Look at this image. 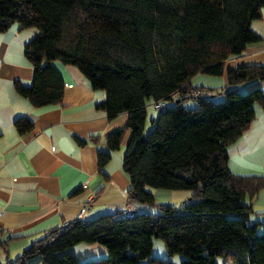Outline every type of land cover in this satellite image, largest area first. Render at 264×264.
I'll return each mask as SVG.
<instances>
[{"label": "trees", "instance_id": "1", "mask_svg": "<svg viewBox=\"0 0 264 264\" xmlns=\"http://www.w3.org/2000/svg\"><path fill=\"white\" fill-rule=\"evenodd\" d=\"M263 6L264 0H0V32L14 23L35 30L25 45L33 82L16 81L17 92L35 107L58 103L65 85L52 61L76 65L94 89L106 91L101 107L110 119L128 113L131 140L123 167L130 199L154 206L148 187L190 193L180 208L160 204L158 214L75 219L8 264L37 256L45 264H218L219 257L264 264V230L250 221L264 176L231 172L227 149L250 128L257 106L264 109L262 88L229 86L264 79V65L230 69L218 90L191 85L199 73L223 75L230 56L260 39L251 22ZM157 101L166 107L157 110ZM150 102L159 114L146 132ZM16 126L26 133L33 123L20 117ZM123 133L109 134L107 146L118 149ZM109 158L100 153L101 164ZM156 238L181 262L153 256ZM80 242L104 244L107 257L80 263L69 251Z\"/></svg>", "mask_w": 264, "mask_h": 264}, {"label": "crops", "instance_id": "2", "mask_svg": "<svg viewBox=\"0 0 264 264\" xmlns=\"http://www.w3.org/2000/svg\"><path fill=\"white\" fill-rule=\"evenodd\" d=\"M251 28L260 39L249 43L242 53L230 56L223 75L199 73L191 79V85L218 90L227 85L230 69L243 64L264 65V6L261 16L252 20ZM34 35L33 28H22L19 23L0 32V264L14 262L36 240L75 220L90 194L95 195V202L88 220L103 214H122L128 205L137 213L156 214L152 206L129 197L130 178L123 167L131 140V130L125 129L128 113L110 119L101 107L107 98L106 91L94 89L76 65L54 60L52 65L61 73L65 85L60 102L35 107L17 92L16 81L25 86L33 82V66L25 55V45ZM231 87L241 92L253 87L264 90V79ZM157 115L150 102L145 129L149 119L152 124ZM20 117L32 121L29 132L21 133L16 126ZM121 129H124L121 145L112 150L107 146V136ZM227 149L231 172L264 176L262 107L257 106V116L250 128ZM103 152H109L110 158L101 164ZM184 194L182 204L190 195ZM250 221L264 226V189L253 204ZM165 249L158 238L154 239L153 253L164 252L167 257ZM69 251L80 263L98 261L108 255L107 246L100 242H80ZM171 260L179 263L181 256H172ZM27 264L45 263L37 256Z\"/></svg>", "mask_w": 264, "mask_h": 264}, {"label": "rangeland", "instance_id": "3", "mask_svg": "<svg viewBox=\"0 0 264 264\" xmlns=\"http://www.w3.org/2000/svg\"><path fill=\"white\" fill-rule=\"evenodd\" d=\"M214 77H220V76H214ZM231 88L232 87L230 86V89ZM248 90H250V89H246V91H248ZM246 91H243V92H246ZM220 98H222V96H220ZM220 98L213 97V99H215L216 101H219ZM187 104H193V101H188ZM153 109H154V106H153ZM154 111L157 114H159V111H157L155 109H154ZM148 122H149L148 129H145L146 132L150 131L152 129V126H153L150 123V119H149ZM148 188L153 193V195L155 197V205L152 206V209H153L154 212H156V214L160 213V211H161L160 208H159L160 204H171L173 206H176V207L180 208V206L182 204L181 202L183 200L182 195L184 193H189L188 190H182V189L181 190H171V189L155 188V187H148ZM184 196H185V194H184ZM253 215H255V214H253ZM263 230H264V226H260V232H263ZM156 240H157V238H156ZM158 241H160V243H162V245L166 247L165 242L162 239H158ZM164 251H167V248ZM163 254H164V252H161V253L154 252L153 256L160 257V258H169V259H171L170 256L166 257ZM180 262H181V260H180ZM217 262H218V264H234L232 261L225 260L224 258H221V257H219L217 259Z\"/></svg>", "mask_w": 264, "mask_h": 264}, {"label": "built area", "instance_id": "4", "mask_svg": "<svg viewBox=\"0 0 264 264\" xmlns=\"http://www.w3.org/2000/svg\"><path fill=\"white\" fill-rule=\"evenodd\" d=\"M192 93L197 94L199 92L193 91ZM154 106L157 110H162L166 107V103L163 101H157L154 104ZM94 202H95V195L94 194L88 195L86 197L85 201L81 204V208H80V211H79L76 219L86 220L88 218L89 211H90L91 207L93 206ZM136 214H137V211L134 208L130 207V205H128V209L122 213V215L124 217H129V216H133ZM71 222L72 221L65 222L63 224V227L69 225Z\"/></svg>", "mask_w": 264, "mask_h": 264}]
</instances>
